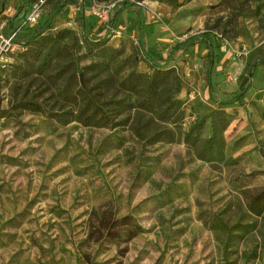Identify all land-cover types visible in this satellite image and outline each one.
<instances>
[{"label":"rangeland","instance_id":"rangeland-1","mask_svg":"<svg viewBox=\"0 0 264 264\" xmlns=\"http://www.w3.org/2000/svg\"><path fill=\"white\" fill-rule=\"evenodd\" d=\"M39 1L0 0V106H41L0 119V264H264V211H250L264 197V65L249 73L264 58V0H66L50 23L59 0H42L27 24ZM123 4L141 6L143 53L169 72L159 107L143 104L152 70ZM86 95L127 123L48 117L75 115ZM212 134L220 151L201 159Z\"/></svg>","mask_w":264,"mask_h":264},{"label":"trees","instance_id":"trees-1","mask_svg":"<svg viewBox=\"0 0 264 264\" xmlns=\"http://www.w3.org/2000/svg\"><path fill=\"white\" fill-rule=\"evenodd\" d=\"M65 1L66 0L57 1L56 5L53 9L51 18L49 20V23L51 22V19L53 17H55L56 15H58L62 11V9L65 6ZM157 1L163 2V3H168L174 8H178L181 6V4L178 3V0H157ZM23 2L25 4H30V3H32V0H23ZM132 8H137L138 13L140 14V28H139L138 43H139V47L143 53V51H144L143 50V47H144V24H143V15H142L141 6H138L136 4H123L120 7V9L118 10V13L130 10ZM2 10H3V4L0 7V11H2ZM205 36H206V32L195 34V35L189 37L188 39H186L184 42H181L178 45H176L172 49L171 54H170V56L167 59L165 64H168L171 61V57L173 56V54L175 52L179 51L180 49H182L186 45H189L190 43H192V42H194L200 38H203ZM107 41H108V38H106V37L99 38L98 40H95V41L85 39V43L87 44L88 49L90 51L93 48L104 47L106 45ZM27 51H31V50H27ZM143 55H144L145 62L148 64V67L152 70L151 74H147L144 76L145 77V96L143 99V104H146L149 106L155 105V106L159 107L157 104V101H158L157 100V91H158L160 85L162 83H164L165 81H167L169 72H168V70L167 71L162 70L163 66H160L159 64L153 62L149 58V56L146 52H144ZM257 65H264V58L258 60L256 63L251 65V67L249 69V73L251 76L253 75V70H254L255 66H257ZM247 81H248V79L242 82V84L240 85V93L235 99L229 100V101H224V102H219V105L226 106V105H229V104H232V103H235L236 101H238L247 92V88L245 87V83ZM178 90H179V88H178ZM209 92H210V97L212 99H214L211 86H209ZM86 98H87L86 102L84 103V105L79 109V111L75 115L71 111H66L65 113H47V115L49 118H55L60 123H65V124L69 123L72 121V118H73V120L81 123L84 126L96 127V128L113 129V128H116L118 126H123L127 123V121L124 119L117 121L116 118L110 116L107 113V111L104 109V104L96 105L93 103V100L91 99V97L86 95ZM179 105H180V102L178 101V107H179ZM17 108H20L22 110H28L31 112H41V106H39L38 104L33 103L31 100H28V101L20 100L16 105L11 106L7 109H2L0 106V119L13 117L14 114H13L12 110H15ZM89 108H91V111L87 112V110ZM162 109H161V112L163 114L167 115L169 113V108H165L164 110H162ZM201 125H202V122H198V123L192 125L189 132L185 135V140L188 142L194 141L193 134H195L199 131V129L201 128ZM213 151H216V152L220 151V145L218 144L217 140L215 139L214 134H212V136L210 138H208L206 141H204L198 155L201 159L209 158ZM258 202H259V207H261V210H259V211H257L255 209ZM250 211L253 212L254 214L256 213L257 215H259L262 211H264V197H261L258 200H257V198H255V200L252 203V207L250 206Z\"/></svg>","mask_w":264,"mask_h":264},{"label":"built area","instance_id":"built-area-1","mask_svg":"<svg viewBox=\"0 0 264 264\" xmlns=\"http://www.w3.org/2000/svg\"><path fill=\"white\" fill-rule=\"evenodd\" d=\"M44 2L42 0H40L39 2H35L34 4L30 5L29 9H27V12L25 14V22L27 24H36L39 17H40V13L42 11V7H43ZM110 7H108L109 9ZM93 14L95 16L100 15V18H102L104 16V19L106 18V12L105 10H103V12L100 14L98 12V10H93ZM11 41V38H9L8 40H5L4 43H9ZM2 54V50H0V56ZM2 59V57L0 58ZM0 66L2 69H5L7 66L5 64V62L1 63L0 62Z\"/></svg>","mask_w":264,"mask_h":264},{"label":"crops","instance_id":"crops-1","mask_svg":"<svg viewBox=\"0 0 264 264\" xmlns=\"http://www.w3.org/2000/svg\"><path fill=\"white\" fill-rule=\"evenodd\" d=\"M143 15V14H142ZM139 16V28H140V14L138 15ZM144 19V18H143ZM144 29H145V26H144ZM171 54V53H170Z\"/></svg>","mask_w":264,"mask_h":264}]
</instances>
